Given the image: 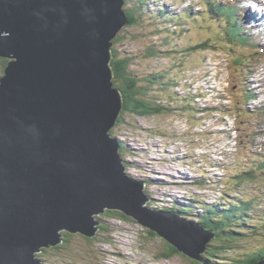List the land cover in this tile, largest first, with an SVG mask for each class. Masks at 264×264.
Segmentation results:
<instances>
[{"label": "water", "instance_id": "obj_1", "mask_svg": "<svg viewBox=\"0 0 264 264\" xmlns=\"http://www.w3.org/2000/svg\"><path fill=\"white\" fill-rule=\"evenodd\" d=\"M125 0H0V264H47L64 234L118 211L201 264L215 234L149 207L111 132L123 109L115 42ZM257 264H264L261 260Z\"/></svg>", "mask_w": 264, "mask_h": 264}, {"label": "rangeland", "instance_id": "obj_2", "mask_svg": "<svg viewBox=\"0 0 264 264\" xmlns=\"http://www.w3.org/2000/svg\"><path fill=\"white\" fill-rule=\"evenodd\" d=\"M135 1L137 0H133V2L131 0V3ZM202 1L155 0L151 5L155 11L159 9L158 5H166V8L173 10L175 15L183 14L189 8H192L193 12L197 14L201 9L204 10L205 5ZM245 1L246 4L251 6L250 10H254V15H262L264 0H258V2L254 0ZM222 2L225 3L228 0H222ZM246 4L243 6H248ZM255 21L259 23L257 19ZM262 23L264 24V22ZM163 25L165 27L164 23ZM160 27L163 28L162 26ZM190 28L191 24H189V21L182 27V29H186L183 32L185 36L175 42L177 45L176 50H181V47L187 45L188 42L194 43L199 38H209L207 30ZM202 28L206 29V27ZM156 29L157 27L152 26L150 21H145L144 24L124 29L119 34L127 36L124 43L117 45L120 52L137 56V60L133 66V71L136 73L144 76L145 73L161 69L160 67L162 66L168 65L171 67L173 65H180L184 60V66L181 68L182 71L179 70L180 77H183L182 85H180L181 88H178L177 91L180 94L185 93L187 95H192L196 90L201 93L202 89L208 86L206 84V78L208 77L216 82L209 75L210 72L217 71L220 75H226L227 62L215 61L216 65L211 66L209 61H206L204 64L197 65L200 61L199 58H202L205 54L203 51L189 56L177 53L171 59L169 57H161L149 62L142 61L145 49L152 44L155 45V42L161 41L159 40L161 36L153 34V31ZM164 29H166V32L168 29H173L172 31H174L177 29V26H174L172 23H166V28ZM221 47L223 46H219L216 49H220L222 50L220 52L224 51L226 55L231 56V54ZM163 50L168 51V49ZM210 50H213L212 52L216 51L215 49ZM175 57L180 58L179 61L173 64V58ZM257 64L260 67L259 69L263 70V75L261 78L259 76L258 79L264 81V60H259ZM199 72L201 73L200 78L193 80V77ZM3 74L4 70L0 64V78ZM198 101L200 102L201 99H198ZM207 101L208 104L215 103V101L209 99ZM182 113L148 118L132 117L122 112L120 117L122 122L116 125L117 129L115 130L114 137L121 146L120 154L123 164L129 163L128 167H125V171L134 178L146 181L145 192L151 196L149 205L153 206L157 204L166 207L170 206L172 201H175L174 199H178V197L189 199L193 195L206 197L210 201H214L217 198L215 194L217 191L213 190L212 185L207 189L205 186H200L198 181H202L201 178L207 175L209 177L215 176L218 173L217 171L220 170L214 165L208 166L205 161H202V158L212 159L218 165L224 159L230 161L225 155H231L228 146L230 137L238 135L233 128L235 127V121L228 116L215 113L207 117L206 122H200V114L199 116L190 114V116H195L194 119L188 114ZM227 131L230 134L229 136L226 134ZM258 140L264 142V135H260ZM123 142L128 147L126 154L122 151ZM243 145L244 141L238 140V150ZM243 150L242 148L241 153ZM222 163L226 165L225 161ZM227 165H231V163L229 162ZM247 165H251V163H247ZM199 169H201V173L198 172ZM202 172H206L207 174ZM257 183L249 182L248 189L251 191L262 189L264 191V182ZM128 218V220L119 217L110 219L105 214L102 215V222L105 223L107 221L106 223L110 225L111 231L99 233L97 235L99 240L94 243H89L86 241V237L75 234L73 243L67 249L69 251L73 250V252H71L70 258L65 264H201L183 254L171 259L163 258L162 254L164 255L166 252L168 243L160 236L156 238L151 237L147 233L148 230L146 228L130 217ZM251 238L247 237L249 239L248 246L254 243L255 239ZM106 240L109 242H106ZM212 243L213 241L208 245V249ZM236 250L237 248L232 251ZM41 255H39L40 259L47 264L59 263L60 257L58 255L50 254L48 258Z\"/></svg>", "mask_w": 264, "mask_h": 264}, {"label": "trees", "instance_id": "obj_3", "mask_svg": "<svg viewBox=\"0 0 264 264\" xmlns=\"http://www.w3.org/2000/svg\"><path fill=\"white\" fill-rule=\"evenodd\" d=\"M153 1L137 0L131 3V0H126V12L130 21L128 28L150 21L152 26L157 27L153 34L161 36L160 42H155V45L152 44L145 49L142 61L149 62L161 57L171 59L177 53L189 56L203 51L205 52L204 56L199 58L203 63L208 59L206 52H209L210 49L216 50L221 45L223 46L221 48L232 53L233 61L241 67L246 65V60H255L256 56L264 54V48L260 47V41L253 38L243 26L242 20L245 16V10L234 3L222 5L218 0H203L202 3L206 10L198 12L197 16L191 18V9L183 16H176L172 10L161 8L163 6L155 11L151 5ZM183 17L185 20L191 18V28L207 30L209 38H199L194 43L188 42L187 45H183L181 50H176L175 42L185 36L184 31L177 32L168 29L166 32L164 28H166V23L181 26ZM202 27H206V29ZM126 37L125 34L120 35L116 40L112 61L115 87L120 89L124 100L123 114L148 118L170 116L182 112V114L189 116L190 114L197 115L195 110L199 105L196 103V98L187 95L181 96L175 91L183 79L179 73V70L184 66L182 57L183 62L180 65L162 66L161 69H155L153 72L141 76L133 71L137 56L123 54L117 47L118 44L126 41ZM163 49H168V51ZM179 58H173V64L179 61ZM8 62L7 59L0 58L3 70H5ZM235 97L237 99V95ZM244 99L248 103L246 96ZM260 109L262 110V108ZM252 112V115L249 116L261 118L264 115V111ZM121 122L120 119L118 125ZM116 129L117 127L112 130V136H115ZM242 136L244 139L248 133L243 132ZM253 146L251 141V150H248L249 152L243 151L238 163L227 169L226 183L223 180L227 191L224 192L221 199L209 203L203 196H194L190 199L176 200L172 206L164 208L166 211L178 213L186 218L196 219L204 228L215 234L211 247L204 255L210 264H257L264 260V191L262 189L253 191L248 189L249 182H264V153L260 151L255 153ZM127 150L128 147L124 144L122 146L123 153L126 154ZM253 153L255 155L251 156ZM247 163H251V165H247ZM201 179L203 181H200L199 184L204 186L207 178ZM152 208L154 207L152 206ZM105 216L110 219L118 217L124 220L129 219L118 211H107ZM99 219L102 221L101 217ZM106 222H102L99 233L111 231L110 225ZM147 233L153 238L157 237L151 231H147ZM74 237V235L66 232L64 242L60 246L45 249L44 254L40 255L45 258H48L50 254L58 255L60 257L58 262L65 264L73 252V250L67 249L73 243ZM247 237L255 239L251 246L247 245L249 242ZM97 240H99L97 237L86 238L89 243H94ZM106 242L109 241L106 240ZM236 248V251H232ZM180 255L182 254L177 249L168 244L162 257L171 259Z\"/></svg>", "mask_w": 264, "mask_h": 264}, {"label": "bare ground", "instance_id": "obj_4", "mask_svg": "<svg viewBox=\"0 0 264 264\" xmlns=\"http://www.w3.org/2000/svg\"><path fill=\"white\" fill-rule=\"evenodd\" d=\"M254 1H256V2H258V0H254ZM262 6V5H261ZM263 8H264V5H263ZM124 11H125V13H127L126 12V3H125V5H124ZM259 11V10H258ZM250 19H257L259 22H264V9H263V14L262 15H253V16H251V18ZM258 47V46H257ZM117 89H119V88H117ZM120 90V89H119ZM128 161V160H127ZM127 165V166H126ZM126 168L128 167V165H129V163L128 162H126ZM192 178V177H191Z\"/></svg>", "mask_w": 264, "mask_h": 264}]
</instances>
